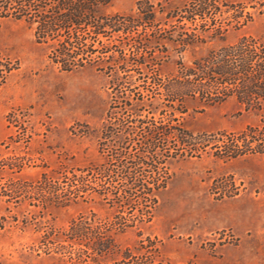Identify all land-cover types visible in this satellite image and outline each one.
Returning <instances> with one entry per match:
<instances>
[{
    "label": "rangeland",
    "instance_id": "obj_1",
    "mask_svg": "<svg viewBox=\"0 0 264 264\" xmlns=\"http://www.w3.org/2000/svg\"><path fill=\"white\" fill-rule=\"evenodd\" d=\"M14 4L0 0V264H264V128L247 130L264 112L173 98L208 81L197 59L264 54V0H113L106 13L157 40L120 81L93 63L106 37L65 69ZM129 90L163 96L132 110Z\"/></svg>",
    "mask_w": 264,
    "mask_h": 264
},
{
    "label": "trees",
    "instance_id": "obj_2",
    "mask_svg": "<svg viewBox=\"0 0 264 264\" xmlns=\"http://www.w3.org/2000/svg\"><path fill=\"white\" fill-rule=\"evenodd\" d=\"M112 1L15 0L14 5L16 8L15 15L18 16V19H25L29 26L34 29L38 42L42 38L50 36V40H47L49 43L45 44H48L50 53L55 54L57 58L62 60L65 69H72L74 65L78 66L83 63L84 56H87V59L96 51L93 42L98 41L101 37H106L108 43L103 47V53L107 56L94 62L91 58L89 62L83 64L87 65L90 63L92 65V62L94 64L107 63L109 75L120 81L123 78L122 72H126V68H124L127 66L126 64H135L136 62L141 64L143 62L141 59L142 55L154 47L153 44L149 46V42L154 40L157 42V40L154 38L152 40L154 33L144 39L141 38V34L137 35L136 32L128 31V25H126V22L124 23V20H126L125 18L132 20L133 15L106 13L103 9ZM152 9V5L143 9V3L139 1L136 11V14H138L135 15L138 16L136 20H140L139 23L144 20L151 21L155 17ZM148 10L152 14L149 17L147 16L149 14ZM139 23H135L134 26ZM227 26L229 25L227 24ZM57 36L60 37L57 38ZM236 47L234 46V48ZM256 51L257 48L247 50L245 57H238L237 53H234L235 55L225 53L224 55L219 54V60H217L218 56L197 59L194 62L196 64L194 69L197 70L194 73L197 76V80L202 81L208 78V83L202 81V84L195 85L196 87L193 85L187 87L179 85L178 89L173 93V98L177 97L180 103H183L188 95H200L202 93L203 96L210 95V99L215 103L217 99H226L235 95L240 103L245 104L246 109L253 108L252 110L257 113L264 112V54L256 53ZM235 52H237V49ZM78 56L82 57L76 59ZM130 76L133 75L131 74ZM229 85L231 89H229ZM214 90L215 93L212 92ZM129 93L128 97L126 95L123 96L128 99L126 103L132 110L142 109L146 103L152 106L155 104L153 100H159L163 96V93L157 92L152 95V99H145L146 97L139 92L136 96H138L137 99L140 103L139 105H134L131 102L132 99H130V96L134 94L133 90H129ZM166 96L169 97L170 95L166 94ZM143 102H145V105H143ZM260 128H264V118H261L256 125L248 126L247 130L254 133V131H259ZM127 130L128 127L123 125L122 128H111L110 133L117 132L121 139V134L124 135ZM180 130L189 135L186 130ZM147 133H152V130H147ZM259 147L260 145L258 144L254 146L249 143L246 149H258ZM235 148L240 149L237 145ZM110 244L111 242L105 241L96 242L97 247L102 250Z\"/></svg>",
    "mask_w": 264,
    "mask_h": 264
}]
</instances>
